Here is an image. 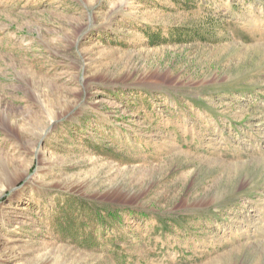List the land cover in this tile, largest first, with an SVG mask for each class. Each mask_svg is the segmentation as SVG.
I'll return each instance as SVG.
<instances>
[{
    "label": "rangeland",
    "instance_id": "1",
    "mask_svg": "<svg viewBox=\"0 0 264 264\" xmlns=\"http://www.w3.org/2000/svg\"><path fill=\"white\" fill-rule=\"evenodd\" d=\"M1 191L0 264H264V0H0Z\"/></svg>",
    "mask_w": 264,
    "mask_h": 264
},
{
    "label": "trees",
    "instance_id": "2",
    "mask_svg": "<svg viewBox=\"0 0 264 264\" xmlns=\"http://www.w3.org/2000/svg\"><path fill=\"white\" fill-rule=\"evenodd\" d=\"M160 36H161L160 33H157V34H153V35H152L153 38H159ZM110 209H111V211H112L114 208L112 207V208H110ZM75 233H78V230H77Z\"/></svg>",
    "mask_w": 264,
    "mask_h": 264
},
{
    "label": "bare ground",
    "instance_id": "3",
    "mask_svg": "<svg viewBox=\"0 0 264 264\" xmlns=\"http://www.w3.org/2000/svg\"><path fill=\"white\" fill-rule=\"evenodd\" d=\"M3 193V191H1V193L0 194H2Z\"/></svg>",
    "mask_w": 264,
    "mask_h": 264
}]
</instances>
